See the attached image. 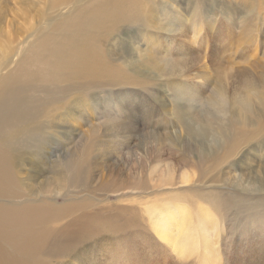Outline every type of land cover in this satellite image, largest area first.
I'll list each match as a JSON object with an SVG mask.
<instances>
[{"label": "rangeland", "instance_id": "obj_1", "mask_svg": "<svg viewBox=\"0 0 264 264\" xmlns=\"http://www.w3.org/2000/svg\"><path fill=\"white\" fill-rule=\"evenodd\" d=\"M90 4L0 0L2 150L23 201L68 206L35 262L264 264V0H119L108 35L69 40ZM64 40L42 78L32 47Z\"/></svg>", "mask_w": 264, "mask_h": 264}, {"label": "bare ground", "instance_id": "obj_2", "mask_svg": "<svg viewBox=\"0 0 264 264\" xmlns=\"http://www.w3.org/2000/svg\"><path fill=\"white\" fill-rule=\"evenodd\" d=\"M118 1L92 0V4L90 5L93 6V14L89 21L90 24H86V21L79 18H68L62 21L61 25L67 30V38L74 40L85 31L94 33L97 29L108 35L112 29L110 25L116 21L114 12L120 14L124 6L118 5ZM109 8L113 9V13L108 10ZM73 26L77 27H74L72 33H69L68 29ZM62 42L63 47L61 49L32 47L34 48V52L32 53L33 59L30 61L37 63L44 70V72L39 74L42 78L58 80L62 73L65 72L72 50L69 48L66 40ZM49 57L53 58L54 61L48 64L47 58ZM80 58L82 61L88 63L93 62V59L87 56H81ZM21 70L22 73L18 77L13 76L11 80L23 83L35 75V72L30 70L26 65ZM12 73L8 77H11ZM221 132H224V130ZM1 137L2 134H0ZM11 163L12 160L2 150L0 141V264H37L35 257L39 252L47 249V243L52 240H58L60 236L65 238L63 233L57 234L54 232L49 227V223L54 217L65 213L68 206H58L53 204L52 200L49 201L39 197L28 198V201H23L25 199L21 198L23 194L21 193L19 183L15 180ZM83 163V156L76 160L72 167L70 180L78 177ZM156 168L155 170H157ZM123 177L122 173H118L116 176H111V181H122ZM157 181L168 185L171 181L170 173H161ZM113 184L121 186L123 182ZM166 216L168 217L169 215ZM217 257H219L218 253L213 254V259Z\"/></svg>", "mask_w": 264, "mask_h": 264}]
</instances>
